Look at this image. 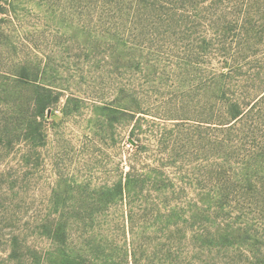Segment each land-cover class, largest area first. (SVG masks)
<instances>
[{"label": "rangeland", "instance_id": "1", "mask_svg": "<svg viewBox=\"0 0 264 264\" xmlns=\"http://www.w3.org/2000/svg\"><path fill=\"white\" fill-rule=\"evenodd\" d=\"M68 256L264 264V0H0V264Z\"/></svg>", "mask_w": 264, "mask_h": 264}, {"label": "trees", "instance_id": "2", "mask_svg": "<svg viewBox=\"0 0 264 264\" xmlns=\"http://www.w3.org/2000/svg\"><path fill=\"white\" fill-rule=\"evenodd\" d=\"M43 87V86H42ZM45 89V88H44ZM59 95H56L54 97V100L58 101ZM53 101H48V103H45V95L39 94L36 96L35 105L37 107V114L40 116H43L45 114V109L50 107L51 103ZM254 104L249 103H243V102H231L225 106V117L222 121L221 125L227 126L229 128H235L238 131L244 130L248 123L246 122H252L254 121L253 117V110H254ZM245 123V124H244ZM241 124V126H240ZM130 186V178L129 180H123L120 179L115 185H114V195L123 197L126 190ZM68 261L67 264H83L80 260L79 256H68L66 258Z\"/></svg>", "mask_w": 264, "mask_h": 264}]
</instances>
